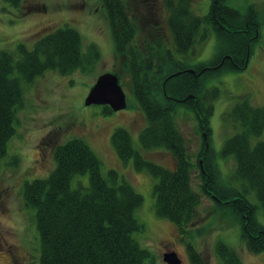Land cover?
<instances>
[{
    "label": "trees",
    "instance_id": "obj_1",
    "mask_svg": "<svg viewBox=\"0 0 264 264\" xmlns=\"http://www.w3.org/2000/svg\"><path fill=\"white\" fill-rule=\"evenodd\" d=\"M10 1L17 5L21 2ZM102 2L116 50L125 57L123 71L129 74L131 90L148 121L140 133L141 147L167 149L176 167L169 169L147 160L123 127L112 134L120 161L127 164L133 159L135 170H147L158 179L156 212L174 223L182 234L194 221L202 201V194L192 186V171L198 167L203 193L239 217L242 239L249 251L264 252V225L257 219L258 206L221 177L209 138L213 101L220 89L207 86L208 79L218 73L246 69L254 43L261 37L258 11L252 5L242 12L227 0H212L209 13L199 15L192 9V0H164L174 49L163 47L158 60L155 47H150L151 52L135 43L136 22L124 0ZM209 27L217 36L214 58L197 65L178 60L175 51L189 52L200 42L199 36L206 37ZM82 47L79 31L65 26L41 38L31 50L21 45L17 61L10 52L1 51L0 159L16 134L17 110L24 104L22 81L33 83L48 70L66 75L93 66L100 58L98 47L91 44L86 53ZM178 104L193 110L197 118L203 138L198 163L191 161L186 139L175 121ZM103 108L105 113L114 112L107 105ZM226 116L239 123L242 130L226 140L222 155L235 156L237 167L232 179L240 180L245 191H255L264 209V141L252 142L264 131V105H255L244 96ZM54 157L56 166L49 176L27 182L23 190L26 205L36 210L41 240L39 264H146L152 254L134 237L144 227L135 216L143 196L125 178L120 179L117 170L104 175L101 160L83 138L57 146ZM86 173L89 186L72 188V179ZM215 249L223 264H243L238 252L223 240L216 243ZM187 251L190 264H206L192 243L187 244Z\"/></svg>",
    "mask_w": 264,
    "mask_h": 264
},
{
    "label": "rangeland",
    "instance_id": "obj_2",
    "mask_svg": "<svg viewBox=\"0 0 264 264\" xmlns=\"http://www.w3.org/2000/svg\"><path fill=\"white\" fill-rule=\"evenodd\" d=\"M133 16L137 33L135 43L141 48L155 47L157 59L163 47H173V36L168 26V11L164 0H124ZM212 0H192L196 14L206 15ZM227 3L245 12L254 6L261 22L260 38L254 43L248 66L242 71H223L209 78V88L218 87L219 96L213 101L210 120V144L216 152L223 182L244 192L258 206L257 219L264 225V209L256 192L245 191L240 180L232 179L237 162L234 155L223 156L227 139L242 130V126L226 115L244 96L253 104L264 105V0H227ZM70 26L81 34L83 52L94 44L100 58L93 66L63 75L48 70L38 75L33 83L22 81L24 104L17 110L19 123L16 134L8 141L7 153L0 159V264H39L41 240L36 223V210L27 206L23 190L25 184L37 178H46L56 166L54 157L57 146L73 138H83L102 162L104 175L115 169L120 179L125 178L143 196L135 216L143 229L134 233L142 247L152 256L146 264H167L163 254L176 251L182 264H190L187 244L199 250L206 264H223L216 254V243L223 240L233 247L243 264H264V252L253 253L242 239V223L239 217L203 193L200 170L192 171V186L202 194L197 216L187 225L185 233H178L177 226L156 212L155 185L158 179L147 170L137 171L131 159L120 161L112 143V134L126 128L134 147L147 159L169 169L176 167L173 155L165 148L144 150L140 133L148 121L131 90L129 74L123 71L124 56L116 50L112 29L102 0H21L17 5L10 0H0V53L10 52L14 60L21 58L20 46L31 50L44 36L59 28ZM204 33V29H202ZM187 53H178V60L190 65L209 62L217 51V36L209 27L206 37L199 36ZM153 52L152 49H150ZM105 73H118L126 93L123 110L105 113L103 105H86V98L97 79ZM175 121L184 135L191 161L198 163L203 138L193 110L178 104ZM264 141V131L252 142ZM80 184L89 186V175H76L72 188Z\"/></svg>",
    "mask_w": 264,
    "mask_h": 264
},
{
    "label": "water",
    "instance_id": "obj_3",
    "mask_svg": "<svg viewBox=\"0 0 264 264\" xmlns=\"http://www.w3.org/2000/svg\"><path fill=\"white\" fill-rule=\"evenodd\" d=\"M190 71L194 70L190 69ZM92 104L107 105L114 112L126 107V93L120 83L118 73H105L97 79L86 98V105ZM163 259L167 264H182V259L176 251L165 252Z\"/></svg>",
    "mask_w": 264,
    "mask_h": 264
},
{
    "label": "flooded vegetation",
    "instance_id": "obj_4",
    "mask_svg": "<svg viewBox=\"0 0 264 264\" xmlns=\"http://www.w3.org/2000/svg\"><path fill=\"white\" fill-rule=\"evenodd\" d=\"M246 66H248V63H247V65ZM247 68V67H246Z\"/></svg>",
    "mask_w": 264,
    "mask_h": 264
}]
</instances>
